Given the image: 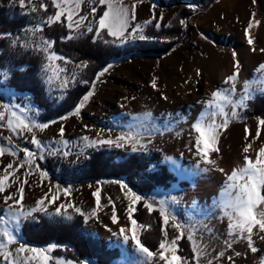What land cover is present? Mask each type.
Returning <instances> with one entry per match:
<instances>
[{
	"label": "rangeland",
	"instance_id": "obj_1",
	"mask_svg": "<svg viewBox=\"0 0 264 264\" xmlns=\"http://www.w3.org/2000/svg\"><path fill=\"white\" fill-rule=\"evenodd\" d=\"M38 1L25 0V6L21 8L19 0H0V4L7 7L6 15L9 18L24 17L26 20L25 25L18 30L0 32V34H10L0 35L6 37L7 43L6 49L1 53L0 70L8 69L11 75L13 61L18 59L21 53L28 51L35 55L38 61L35 74L43 85V97L51 105H56L63 99L67 90L60 86L63 79L67 77L70 80L69 86L73 84L72 75L75 74L76 80L79 79L86 61H75L54 49V40L43 33L44 24L50 15L45 16L43 10L39 8ZM195 1L197 0H115L130 9L132 5H135L136 19L131 22V26L136 24L144 26L145 37H148L146 28L149 25L146 21L152 19L154 8L159 3L162 4L156 21L161 24L159 29L169 25L171 18L185 7L187 10L180 17V21H186L184 25H186L187 34L182 41L175 38L172 47L165 52L133 53L123 58H112L105 66L111 65L108 71L96 81L98 73L105 67L97 72L95 80L79 99L80 101L88 91H93V95L85 102L79 115L74 114L78 101L68 111L43 119L41 116L45 111L44 107L33 100L32 93L9 86L7 84L9 77L5 79L0 76V111H5V120L0 122L3 124L0 126V147L10 148L18 153L14 156L10 152H5L0 156V177L5 175V168L9 163L13 164L12 171L15 173L5 182V191L0 193V215L7 218V205L12 201H5L4 197L14 194L18 198L20 187L24 188L25 211H30L46 193L49 198L52 195H60V199L53 204H47L45 201L47 212L38 213L52 220H65L62 216L54 215L56 207L60 204L79 207L84 213L86 228L109 246H117L119 249V254L106 264H135L136 261L143 259L141 254L135 251L134 242L129 240L125 244L123 237L119 234L121 227L126 229L125 234L129 237L132 232L127 211L130 200L125 195L127 190L121 187V183L127 184L129 188L141 195L139 191L118 176L80 180L68 177L80 168L81 161L91 148L88 146L89 142L83 139L85 136L89 137V140L100 138L115 140L117 136L131 132L140 141L136 146L137 151L146 155L152 151H158L157 161L166 162L177 176V180L169 185H156L145 194L147 203L156 205L158 210L159 202L166 201L169 221L165 225L161 217L162 236L160 238L169 246V252L165 253L166 255L171 257V241L181 235L185 226L187 236L191 231L196 247L202 250L201 253L192 251L195 264H208L209 261L212 264H264V239L260 238L264 233L258 226L254 227L253 246L257 248V251L252 252L246 239H237L234 234H229V221L223 214V208L220 207L221 200L225 198L222 193L226 187V176L231 174V171H238L244 166L245 155L255 162L260 147H264V125L260 124V120L264 118L257 115H244L241 112L244 105H240L239 101L246 93L243 92L238 100L233 91L224 92L223 89H230L231 85L225 84V79L220 80L221 72L227 70L232 74L235 60L238 59L240 78H249L252 81L258 79L260 83L264 82V70L257 71L259 65L264 64V52L261 51L264 49V0H212L203 9H200L198 4L194 3ZM57 2L63 5L65 0H57ZM75 2L76 0H71L72 6ZM80 3L81 8L74 16V20L79 16H88V20L84 22L87 25L93 20V17L89 15L91 8L97 5L94 0H80ZM33 6L36 7L35 12L31 11ZM103 10H107L106 4L97 6L96 19L102 15ZM62 20H65L67 26L66 13L61 17L60 21ZM250 21L253 22V27L246 32ZM32 29H37L35 34ZM79 31L87 33L86 27H82ZM70 35H76L75 29L69 30L68 37ZM249 35L254 41L252 45L247 43ZM93 36L95 37L94 33ZM17 38H19L17 42L12 43ZM101 39L111 41L113 37L108 36L105 30ZM134 40L136 39H129L124 44L118 42L112 44L122 47ZM44 41L52 43L51 51L63 57L51 62L47 71L44 65L50 63L47 60V55L50 53H44L39 47ZM25 44L27 47L24 46ZM233 52L237 53L235 58L232 55ZM25 67L26 64L16 65L18 69ZM244 72L247 73L244 74ZM49 76L52 77L50 82L47 79ZM153 79L156 80V87L152 86ZM222 84L225 86L221 92L230 99H236L237 110L231 108L228 113L229 103L224 100L219 101L227 115L228 126L220 129V137L216 144L218 151L209 153V158L215 160L216 164L206 165L197 154L195 146L197 133L191 125L201 117L202 113L218 111L215 105L209 104V101L213 99L211 93L220 91L218 89ZM262 90L264 86L253 88L249 92L252 96ZM4 104L10 106L19 104L27 111L29 122L48 123L49 126L45 129L33 128V132L23 130L22 134H17L7 126L10 114L3 108ZM13 110L23 115L20 109L13 107ZM233 111L237 112L234 117ZM145 113H150V116L145 117ZM61 117L65 118L61 119ZM224 119L225 117L221 115L207 117L205 123L215 120V123L221 124ZM52 121L56 122L52 123ZM61 127L65 130L62 137ZM257 130L260 132L259 137L256 136ZM97 133L100 135L97 136ZM33 134L41 141V148H37L30 142ZM6 138H11V144ZM63 141H67V144ZM249 145H251L249 152L244 153L243 148ZM24 148L36 153V164L39 167H33L26 162ZM97 148H102L106 154H112V160L115 161L125 157V154L115 153L118 151L113 152L115 148L122 149L125 153L132 152L131 144H126L125 147L104 145ZM65 152L68 154L64 155ZM40 155L54 157L52 169L40 163L39 160H43L39 159ZM17 165H23V167L17 169ZM155 166V161H152L148 168L153 169ZM206 167L210 169L207 172L203 170ZM220 168L224 169V172H220L218 170ZM42 171L47 172L48 175L42 178L40 175ZM61 177L67 178L66 183ZM25 179L26 184L22 183ZM182 179L187 180V183L179 182ZM56 185H59L61 189L69 187L71 195L57 194ZM98 187L101 189L99 208L92 195ZM50 189L52 191H49ZM132 207L135 208V205ZM113 208L117 213V223L111 220ZM94 210L97 213L96 216L91 215ZM67 212L72 217L76 213L71 207L67 208ZM132 218L136 219L133 216ZM24 219L22 218L18 231L14 223L10 225L18 242L9 245L7 250L12 251L16 259L23 260L24 256L31 255L15 253L20 243L27 247L38 248H47L54 243L57 247L65 248L64 243L56 241L43 244L26 241L21 232ZM137 222L136 233L139 236L143 223ZM174 223H180L182 228H174ZM0 239L6 238L0 237ZM226 242L232 243V247L228 248ZM189 245L192 249L191 241ZM149 250L154 254L149 264H165L164 261L159 260L161 251L159 243L156 248H149ZM221 251L225 253L223 257H219ZM236 252H240L241 255L236 256ZM50 254L54 258L53 261L59 257L62 261L71 260L72 264H99L91 257L77 259L54 251ZM177 255L182 257L181 264H189L188 256L178 252Z\"/></svg>",
	"mask_w": 264,
	"mask_h": 264
},
{
	"label": "snow or ice",
	"instance_id": "obj_2",
	"mask_svg": "<svg viewBox=\"0 0 264 264\" xmlns=\"http://www.w3.org/2000/svg\"><path fill=\"white\" fill-rule=\"evenodd\" d=\"M94 3L97 6L100 5H107V10L102 11V15L98 16V19H96L97 15V6H93L91 8L90 16L93 17L92 22L88 23L87 25L84 24L86 20H88V16H79L78 19L74 20V16L78 14L79 9L81 8L80 0H76L74 6L71 4V0H65L64 4L57 2V0H53V4L55 5L56 9H58L54 16L50 15L48 16L47 22L49 24L55 23L56 21H60L61 17L65 15L67 18V28L69 30L75 29L76 35H70L68 38H78V36L84 35V32L79 31L82 27H86L87 33H94L96 39H101L103 32L106 30V33L108 36L113 37V40H104V43H120L124 44L129 39H140L143 40L146 37L143 35V27L140 24H136L135 26H131V22L136 19L135 14V5H132L131 9L123 4L115 2V0H94ZM19 5L21 8H24L25 6V0H19ZM41 7H45V5L41 4ZM155 7V6H153ZM191 7V6H190ZM32 12L36 11V7L33 6L31 8ZM155 21V16L153 17V20L146 21V24H153ZM180 23L186 24L185 20H181ZM258 23V22H257ZM95 26V27H94ZM154 27L159 29L161 27V24L159 22L154 23ZM253 27V22H249L246 28V32L250 30ZM130 29V30H129ZM37 29H32L33 34ZM137 33H140L137 35ZM0 35H10V34H0ZM13 40L12 43H16L17 40ZM247 43L249 45H252L254 43L252 37L249 35ZM27 47V44L24 45ZM40 47V50L44 53H50L47 55V60L50 62L48 64L44 65V69L47 71L51 65V62L56 61L58 59H63V57L57 56L55 51L52 50V43L44 41L43 44ZM255 50V49H253ZM262 52H264V49H261ZM233 57L235 58L237 56L236 52L232 53ZM79 67V66H77ZM83 67H87V64L85 63ZM111 67V65L105 67L100 73H98L96 77V81L100 79L101 76L104 75ZM21 71H24L25 69L21 68ZM264 70V64H260L257 71ZM62 71V69H61ZM240 72V62L238 59L235 60L234 63V70L231 75H228L225 84L231 83L230 89H225V92L228 91H235V84L237 82L238 76ZM10 73L8 69L0 70V76H3V78L7 79L9 77ZM48 81L50 82L52 77L49 76ZM71 82H78L76 80L75 74L71 77ZM83 83L87 84V80H83ZM70 80L69 78L65 77L63 81L61 82V87L64 89H67L69 86ZM245 85V95L241 98L239 101L240 105H245V101L248 100L251 96V93L248 91V82H244ZM152 86L156 87V80L153 79ZM93 89L95 87V82L92 85ZM93 95V91H88L87 94L83 96V98L78 102V104L75 106V115H79L81 112V109L85 106V102L89 100V98ZM212 100L209 101L210 105H215L218 111L211 112V113H202L201 117L194 122L191 127L194 128L195 133H197L195 137V146L197 154L203 159L204 163L206 165H215L216 161L209 158L210 152L218 151V148L216 147V144L220 137V129L226 128L228 126V119L227 115L224 112V107L219 103V101L224 100L228 103H232L231 99L224 95L221 91H213L211 93ZM237 105H233L235 108ZM13 107L20 109V111L23 113V115L18 114L16 111L13 110ZM3 108L10 114L7 119V126L8 128L17 133L22 134L23 130H27L28 132H33V128L38 129H45L49 125L48 123H35V122H29L27 111L24 108H21L19 104L15 106H10L8 104H4ZM217 115L224 116L225 119L221 124L215 123V120H211L209 123H205V119L207 117H215ZM237 112L233 111L232 116H236ZM150 116V113H145V117ZM65 117H61V119H64ZM5 120V111H0V122H3ZM15 121V123H13ZM56 121H52V123H55ZM260 124L264 125V119L260 120ZM0 126H3L2 123H0ZM85 127H87L85 125ZM64 127L60 128V135L61 137L64 134ZM247 131V130H246ZM100 134L97 133V136ZM260 132L257 130L256 136L259 137ZM8 140V143L11 144V138H6ZM85 141H88V146L90 147H101L104 145L107 146H115V147H125L126 144L132 145V151H137V144L140 143V141L136 138L135 135H133L131 132L127 134L119 135L114 139L112 138H100V139H94L89 140V137L85 136L83 138ZM33 145H35L37 148H41L42 143L35 134H33L32 139L30 141ZM63 143L67 144V141H63ZM201 145H203L201 147ZM249 146H246L243 148L244 153L249 152ZM5 152H10L12 155H17L18 153L10 148L0 147V156L4 155ZM25 160L26 162L33 166V167H39V165L36 164L37 156L36 153L33 151H30L28 148L23 149ZM68 153L65 152L64 155H67ZM45 157L43 155L39 156V159H44ZM244 161L246 163L243 167L239 168V170H233L231 171V174H228L226 176V187L224 189V192L222 195L225 197L220 202V207L223 208L224 216L228 218V232L230 235L234 234V237L237 239H246L247 245L251 249L252 252H256L257 248L253 246V229L254 227L258 226L260 231L264 233V147H260L258 156L253 162L251 159L248 158L247 155L244 156ZM13 164L9 163L6 165L5 168V175L3 177H0V193H3L5 191V182L9 180L10 177L14 176L13 170ZM20 167H23V165H17L16 168L19 169ZM205 172L209 171V168L203 169ZM220 172H224V169L220 168L218 169ZM41 177H45L48 175L47 172H41ZM22 183H27V180L25 179L22 181ZM121 187L123 189H126L125 195L130 200V204L128 206V218L131 221L132 225V232L131 236L129 237L126 233V229L124 227H121L119 229V234L123 237V242L127 244L129 240L134 242L135 251L143 257V259L138 260L135 262V264H149L153 260L154 254L152 251L149 250L148 247H146L142 242L139 236H137L136 233V226H137V220L133 219V213L136 211L132 205H135L136 203L140 202L141 200H144V197L141 195H138L135 191H133L131 188L128 187L127 184L121 183ZM49 191H52L51 189ZM19 197L17 198L14 194L5 196V201L11 200L12 203L7 205L8 213L7 218L0 215V237L6 238V239H0V257H2V261H0V264H50L54 260L53 256L50 254L54 249L57 248L56 244H51L49 247H27L25 244L20 243L19 247L15 249V253L17 255L24 254V253H30L31 255H26L23 257V260H18L13 255L12 251H8L7 248L9 245L18 242L17 236L13 233V231L10 228V225L14 223L16 225L17 231L19 230V226L21 223L22 218L26 217H32L33 213L36 212H47V204H53L58 199H60V195H52L51 198L48 197V194L46 193L44 197H42L40 200H38L34 207L31 208L30 211L24 210V188L20 187L18 189ZM55 192L57 194H62L64 196L71 195V189L69 187H64L61 189L59 185L55 186ZM92 195L95 197V203L97 208H99L101 203V189L98 187ZM47 201V204L45 203ZM159 215L163 217V222L165 225L168 224L169 221V215H168V209L166 207V201L161 200L159 202ZM74 208V211L76 213H79L80 215L84 216V213L81 211L79 207H75L74 205L68 204H60L59 207H56L55 214L56 216H62L65 220L71 221L72 216L68 214L67 208ZM145 207L151 212L153 211V204L145 202ZM62 209L64 211L62 212ZM49 215H53L49 213ZM92 216H96L97 213L94 210L91 213ZM87 218V217H85ZM111 220L113 223L118 222L117 213L115 208L112 210ZM56 222V221H54ZM174 228L181 229L182 225L180 223H174ZM111 231V229H109ZM113 235H116V233H113ZM165 235L167 233L165 232ZM261 239H264V235H261ZM181 239V236H177L175 239L171 241V257L169 255H166L165 253L169 252V246L166 245L164 240H160L159 242V249L161 250L159 252V260L164 261L165 264H181L182 257L177 255V242ZM187 239L192 242V251L193 253H201L202 250L196 247L195 239L191 231L188 232ZM227 247L231 248L232 243L226 242ZM225 253L223 251L219 252V257H223ZM236 256H240V252L235 253ZM229 260H231V257H229ZM55 264H72L71 260H64L62 261L61 258L57 257L55 258ZM208 264H212L211 261L208 262Z\"/></svg>",
	"mask_w": 264,
	"mask_h": 264
},
{
	"label": "trees",
	"instance_id": "obj_3",
	"mask_svg": "<svg viewBox=\"0 0 264 264\" xmlns=\"http://www.w3.org/2000/svg\"><path fill=\"white\" fill-rule=\"evenodd\" d=\"M212 0H197L200 9L205 8ZM45 7H41V4ZM39 8L46 15H53L56 7L53 0H39ZM162 7L159 3L153 11V17L157 21L158 13ZM7 7L0 4V32L15 31L25 25L24 17L9 18L6 15ZM187 10L181 8L170 20L169 25L163 29H157L153 24H149L146 28L148 37L143 40L136 39L122 47L113 45L112 43H104L102 39H96L93 33H86L78 38H68L69 29L65 20L56 21L49 24L46 22L43 27V33L54 40V49L75 61L85 60L87 67L78 82L71 84L65 93L63 99L56 105H51L43 97V85L39 77L35 74L38 61L35 55L26 51L21 53L18 59L13 61L12 74L9 76L7 84L17 90H26L32 93L33 100L40 106L44 107L42 113L43 119H49L54 115L60 114L75 105L85 91L88 89L92 81L95 80L96 73L105 67L112 58H123L133 53H159L169 50L174 44V39L182 41L187 34L186 25L180 23L182 17ZM153 17L151 20H153ZM153 36V37H152ZM6 37L0 36V61L2 60V51L6 49ZM26 64L24 71L16 68L18 64ZM87 80L85 84L82 81ZM241 112L244 115H257L264 118V90L254 93L245 101ZM115 148V153L125 154L121 160H112V154H106L102 148L91 147L87 151V155L80 163V168L75 170L73 174H69L70 179L80 180L86 178H97L102 176H118L126 180L133 188L139 191L144 200L135 204L136 211L133 217L137 221L143 223V228L139 234L141 242L150 249L157 247L162 236L161 232V216L156 205L153 211H149L145 207V194L156 185L167 186L172 181L177 180V176L170 169L166 162L157 161L158 151H152L149 155L140 151H132L125 153L122 149ZM54 157L47 156L43 160H39L41 164L50 169L53 166ZM155 161L156 166L149 169V163ZM68 175V174H67ZM66 183V179L61 177ZM179 182L186 184L187 180L182 179ZM264 194V192H262ZM1 213V211H0ZM56 221V222H54ZM186 227L183 226L181 239L178 240V253L185 254L189 257V264H195L192 258V249L187 239ZM21 232L24 239L30 243L43 244L50 241L64 243L65 248L57 247L53 251L56 253H64L74 258L91 257L99 264H106L112 258L119 254L117 246H109L99 236L89 231L84 224V216L75 213L71 221L52 220L45 215L36 212L32 217L24 219L21 225ZM55 264V261L51 262Z\"/></svg>",
	"mask_w": 264,
	"mask_h": 264
},
{
	"label": "bare ground",
	"instance_id": "obj_4",
	"mask_svg": "<svg viewBox=\"0 0 264 264\" xmlns=\"http://www.w3.org/2000/svg\"><path fill=\"white\" fill-rule=\"evenodd\" d=\"M245 45H247V44H245ZM245 73H247V72H244V74ZM263 73H264V71H263ZM228 75H231V73H230V71H227V70H225V71H223V72H221V74H220V80L222 79V80H226V78H227V76ZM242 78H244V77H242ZM242 78H240L239 76H238V79H237V82H236V84H235V91H233L235 94H236V97L235 98H237L238 100H239V97H240V95H242L243 94V92H245V85H244V82L245 81H247L248 82V91L249 90H251V89H253V88H259V87H261V86H264V82L263 83H260L259 81L260 80H253L252 81V79H249V78H244V79H242ZM261 84V85H260ZM228 85H231V83H229ZM224 86H225V84H222L221 86H220V88L218 89V90H222L223 88H224ZM227 88V87H226ZM223 90H225V89H223ZM225 92V91H224ZM223 92V93H224ZM231 101H232V103H229L227 106L229 107L228 108V113H229V111L231 110V108L233 109L234 107H233V105H237L236 104V99H231ZM234 110H237V106L234 108ZM240 165V164H239ZM242 165V164H241ZM240 167V166H239ZM262 264V263H261Z\"/></svg>",
	"mask_w": 264,
	"mask_h": 264
},
{
	"label": "water",
	"instance_id": "obj_5",
	"mask_svg": "<svg viewBox=\"0 0 264 264\" xmlns=\"http://www.w3.org/2000/svg\"><path fill=\"white\" fill-rule=\"evenodd\" d=\"M69 109H71V108H69ZM69 109H67L66 111H68Z\"/></svg>",
	"mask_w": 264,
	"mask_h": 264
}]
</instances>
